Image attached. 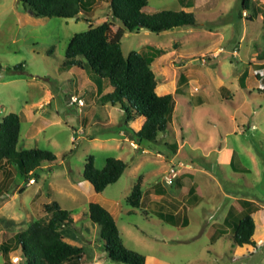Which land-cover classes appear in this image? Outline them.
I'll return each instance as SVG.
<instances>
[{"label": "rangeland", "instance_id": "rangeland-1", "mask_svg": "<svg viewBox=\"0 0 264 264\" xmlns=\"http://www.w3.org/2000/svg\"><path fill=\"white\" fill-rule=\"evenodd\" d=\"M240 2L147 0L142 9L145 13L184 10L193 13L196 23L159 33L147 29L123 33L120 47L124 56L131 51L144 52L147 46L169 54L152 63L156 92L172 93L177 88L176 92L193 93V96L187 93L188 97L175 95V109L166 137L162 132L155 142H149L134 136L139 121L125 124L118 107L99 102L98 96L110 91L107 81L100 80L99 93L94 84L97 77L87 66L61 68L66 46L74 34L107 21L106 35L110 38L122 27L111 16L108 0L97 1L89 14L79 13L66 19L34 17L19 0H0V119L10 112L19 115L30 106L50 99L37 112L45 113L44 122L40 120L42 124L54 123L28 137V124L22 122L18 148L46 149L56 157L53 162H43L38 177L28 183L11 164L13 170L0 190V243L33 221L46 219L49 214L45 206L56 201L73 220L69 226L61 227L60 233L67 243L83 248L81 264H122L110 260L101 249L98 227L87 216L89 202L115 203L121 207L115 221L123 243L126 248L144 255L145 264H264V244L250 254L236 257L231 252L229 238L217 244L208 241L205 232L211 216L205 207L212 198L206 197L195 207L186 205V226L171 221L169 218L173 219V215L168 218L167 212L160 214L152 205L133 209L125 201L139 175L143 177L142 188L160 182L165 192L171 188L162 177L164 170L175 162L170 161L171 155L161 140L176 138L181 142L183 136L190 140L196 138L203 143L199 145H205L207 140L217 145L223 143L221 139L227 132L225 142L235 150L237 165L247 170L235 176L236 183L224 179L220 169L212 165L213 157L208 161L199 158L202 150L191 149L196 142L193 140L184 147L189 155L197 156L192 166H204L215 176L218 187L223 190L218 193L219 197L229 191L264 205V78L259 82L262 73L256 76L250 66L257 56L264 55V20L248 15L252 11L250 4L239 19ZM256 2L264 4V0ZM220 47L224 51L210 62L213 58L210 54ZM18 64L22 67L14 69ZM208 70L213 71L211 76ZM198 92L207 95L200 105L191 107L179 100L191 101L190 98L194 102ZM70 96L79 98L83 104H71ZM231 115L243 125L235 132L230 130L234 125ZM129 133L135 144L141 142L142 149L147 148L151 153H141V147H134L122 138ZM88 156H93L98 169L109 156L121 159L126 167L116 182L96 193L82 177ZM224 172L225 177H233L231 167L225 166ZM127 210L132 212L127 214ZM213 213L221 215L217 211ZM10 260L12 264L24 262L20 250L11 252ZM3 262L0 255V264Z\"/></svg>", "mask_w": 264, "mask_h": 264}, {"label": "trees", "instance_id": "trees-1", "mask_svg": "<svg viewBox=\"0 0 264 264\" xmlns=\"http://www.w3.org/2000/svg\"><path fill=\"white\" fill-rule=\"evenodd\" d=\"M22 7L34 17L74 18L91 13L94 3L101 0H19ZM250 0H242V7ZM110 14L118 19L122 27L108 38V22L74 34L65 49V61L62 69L76 66L88 69L100 80L110 85V91L100 94L99 102L118 107L123 112L124 123L141 119L135 137L155 142L157 136L165 132L171 121L174 109V95L156 93L157 80L152 69V61L159 51L151 46L146 51H131L124 56L120 40L125 31L133 32L147 29L159 33L181 26L196 23L193 13L180 10H161L145 13L142 9L147 0H108ZM264 20V17H263ZM51 49H49L50 51ZM18 64L14 69L21 68ZM260 68H264L262 65ZM264 78V76H262ZM242 86L243 82H241ZM177 88L175 89L176 92ZM101 91V90H100ZM20 136V118L10 112L0 119V169L12 164L23 177L25 183L38 177V170L43 162H53L55 155L46 149L18 148ZM126 163L119 158L109 156L100 169L94 166L93 156H88L84 163L82 177L89 182L96 193L102 192L108 185L116 182L122 175ZM175 181V180H174ZM140 178L133 184L126 196V203L131 208L140 206L142 190ZM173 185V184H172ZM244 212L235 224L232 241L234 245L254 243L251 236L254 222L250 215L253 207L248 201H241ZM87 216L98 227L100 247L113 262L122 264H145L144 255L125 247L119 229L112 214L101 204L89 202ZM49 216L30 223L26 229L11 235L0 243V255L3 264H12L10 253L20 250L23 264H81L85 254L82 247H75L63 240L61 227L72 223L70 213L52 201L45 206ZM132 211V210H131Z\"/></svg>", "mask_w": 264, "mask_h": 264}, {"label": "crops", "instance_id": "crops-1", "mask_svg": "<svg viewBox=\"0 0 264 264\" xmlns=\"http://www.w3.org/2000/svg\"><path fill=\"white\" fill-rule=\"evenodd\" d=\"M181 1L183 2L184 0H181ZM190 1L191 0H188V3ZM248 4H250L251 10H252L251 13H248V15L250 17H253V15H255L259 19L260 18L263 19L264 4L261 5L259 4V2H256V0H250L248 3H246L245 9H243L242 7V0H241L240 2L241 11L238 12L239 19H241L242 16L246 14L247 12L246 8ZM202 5H204V7H207V4L205 5L203 3ZM153 48L158 50L159 54L155 56L152 63L155 61V59L156 60L163 59L164 57L169 56V54H166V55L164 54L165 50L155 48V47ZM254 56L255 54H252L251 58H254ZM217 58L218 56L211 58L210 62L213 59H217ZM255 59L256 61L250 64L251 69L255 71L256 76L257 74L259 75L260 72L262 73L260 75L264 76V68H260L262 65H264V55L262 57L257 56ZM152 63L151 65H153ZM71 68H68V70H70ZM207 73L209 76H211L213 74V71L208 70ZM258 80L259 82H262L263 78L260 77L258 78ZM94 84L97 87V92L100 93L101 87L100 88L98 87L96 81ZM156 93L158 95H164L166 93H171V92H161V93L156 92ZM187 93H190V92H172V94L174 95V100L176 98L175 95H181V96L188 97ZM195 95H196L195 101H194L195 103L193 102V99H190V98L189 100L191 101H186L184 98L183 99L178 98V99L180 101L186 102L188 105L190 104L191 107L194 105L195 106L200 105L201 103L205 102L206 100L205 96H207L206 94L203 95L201 92L200 93L198 92ZM189 96H193V93H190ZM48 101L50 103V99H46L44 102L30 106L27 110H24L19 114L20 130H21L22 122L25 121L28 124L26 128V136L32 137L36 134H39L43 132L44 128L47 125H49L50 123L51 124L54 123V121H51L48 124L47 123L42 124L41 122H44L42 121V117L43 115H45V113L37 112L43 109V107H45V106H42V104H45V103L49 104ZM175 104H174V109H175ZM45 111H48V110H45ZM230 119L234 121V125H232L230 129L232 132H235V130L238 129L239 125L243 127L242 124H239L236 121L233 115L230 116ZM136 121L140 122V124L136 128V131H137L142 123V120L136 119ZM136 121H132V123L134 124V122ZM38 122L41 123L40 126L38 125L39 124ZM169 127L170 125L167 128L168 130H169ZM249 127L252 128L253 125H249ZM239 130L241 131V129ZM122 132L123 131H120V133ZM166 134H167V131L164 132L165 137H166ZM226 135H227V132L224 133V136L221 139L223 143H218L217 145L213 144V142L210 140H207L205 145H199V143H202V142L197 141L196 138L195 139L191 138L190 140L188 137L184 138L183 136H181V142H179L178 139L176 138L174 140H167V138L164 139L163 141L161 140V142L164 145L165 150H167V152L171 155L169 156L170 161L175 162V164L182 163L183 167L182 166L178 167L179 172L177 173L175 177V181L168 192H165L162 189L161 182H160L161 184L155 183L153 186H146L145 188H142L141 182H142L143 177L139 175L138 178H141L140 185H141V190H142V197L140 200L139 207L144 208L146 206L152 205L158 208V211L160 214L163 211L167 212L168 218L170 217V215H173V219L169 218L171 221L175 222L176 224L180 223L181 225L186 226L188 225L186 205L188 207H195L200 202H202L206 197L212 198L211 203L207 204V206L205 207V210L208 213L209 217L211 216V219H210L211 221L207 223L209 224L208 230L205 232L206 235H208V241L211 244H217L222 239L224 240L225 238H229V240L232 242L231 244L232 254H234L236 257H243L246 254H250L251 252H253L257 246L264 244V205H260L257 201L253 200L252 198H247L245 196H242L240 194L233 193V192L229 193V191L222 192L221 197H219L218 193H220L223 190H221L218 187L215 176L211 172H209L208 169L204 166L193 167L192 162L194 158H196L197 156L196 155L193 156L191 154L189 155V152H188L189 150L187 151L184 149L185 144L188 141L189 142H191L192 140L196 141L195 145L191 144L192 145L191 149L194 150V149H197L198 147L201 148L202 153L198 157L204 161H208V158L213 157L214 158L213 162H211L212 165L216 167L217 169H220L226 181L234 184L236 183L234 181L235 176H237L238 174H241V171L242 170L245 171L246 169L243 168V166L237 165L236 163L237 158H235V150L233 149L231 145H228L225 142ZM122 138L124 140H128L130 142L129 144L133 145L134 147H137V146L141 147L140 150L143 147V145H141V142H138L139 144L138 143L135 144L133 142L134 138L130 133L127 134L126 136H123ZM146 152L151 153L147 148H144L141 151V153H146ZM142 157L144 156L142 155ZM225 166L231 167L233 171L232 173L233 177L231 179L228 177H225V174H224ZM12 170L13 169L10 164H8L5 168L0 169V190L2 189V186L4 185V183H6L7 177L9 176ZM166 171L167 169L164 170L163 173H165ZM162 180H163V177H162ZM185 185L187 186L185 187ZM223 198H227V199L225 200ZM241 201H248L251 203V207H253V210L251 211L250 215L254 222V231L251 236V240L254 243V245L244 244L242 246H238V245H234L232 241V235L234 232L235 224L239 221V219L242 217L243 212H244V206L242 205ZM101 205L104 206L112 214L114 219H115V216L119 215V212L121 209L119 204L110 203L109 205H104V204H101ZM216 211L220 212L221 215L216 216L215 213H213ZM130 212L132 211L131 210L126 211L127 214ZM15 257H18V256H15Z\"/></svg>", "mask_w": 264, "mask_h": 264}, {"label": "built area", "instance_id": "built-area-1", "mask_svg": "<svg viewBox=\"0 0 264 264\" xmlns=\"http://www.w3.org/2000/svg\"><path fill=\"white\" fill-rule=\"evenodd\" d=\"M223 51H224V49L222 47H220L215 53L212 52L210 54V57H213V58L217 57ZM202 62H205V60L202 59ZM70 103L71 104H76L77 106H81L83 104L82 101L79 98L75 97V96H71ZM182 165H183L182 163H177L175 165H171L167 169V171L165 172V174L163 176V181H164L165 184L172 185L174 183V180H175V177H176L177 171H178L176 168L179 167V166L181 167Z\"/></svg>", "mask_w": 264, "mask_h": 264}]
</instances>
